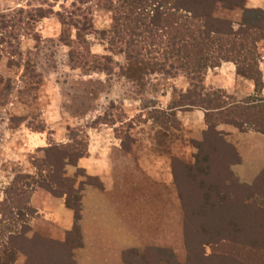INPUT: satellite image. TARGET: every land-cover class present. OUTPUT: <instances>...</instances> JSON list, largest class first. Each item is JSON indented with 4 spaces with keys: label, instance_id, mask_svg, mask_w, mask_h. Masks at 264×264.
Listing matches in <instances>:
<instances>
[{
    "label": "trees",
    "instance_id": "obj_1",
    "mask_svg": "<svg viewBox=\"0 0 264 264\" xmlns=\"http://www.w3.org/2000/svg\"><path fill=\"white\" fill-rule=\"evenodd\" d=\"M93 1L98 8L113 13V21L109 29L94 30L91 16L85 13L82 7L66 13L57 12L61 23L59 39L68 46V64L74 69L96 68L112 71L109 69L112 61L110 55H97L90 50L88 35L97 34L107 42V49L110 52L124 56L126 62L124 73L137 85L142 75L184 77L188 85L179 93L178 100L169 105V110H155L154 113L157 115L152 116V120L164 132L169 129L177 130L179 126L176 118L177 109L204 110L207 129L203 133L202 141H191L198 151L194 155L193 165L187 167L209 171L211 160L209 151H213L218 146L228 154L227 147L232 149V146L226 143L215 129L219 123H230L239 128L252 127L264 133V74L257 60L258 44L264 40L263 10L246 7L247 0ZM217 4L229 10L239 8L243 12H259V16L252 17L248 21L245 19L235 28L229 19L215 15ZM76 14L82 16V19L81 17L75 19ZM44 16L41 9L19 8L10 11L0 9V44L6 45L11 60L13 56L23 53L20 38L32 30V23ZM72 28L75 32L73 38ZM3 50L4 47L0 49V58ZM226 61L234 64L237 74L253 82V94L243 101L230 102L223 91L207 87L204 83L207 69L215 68ZM8 83V81L5 83L6 90L9 88ZM5 89L2 91H6ZM1 96L3 95L0 91ZM99 119L100 117H97V120ZM100 121L107 124L106 120ZM43 128L40 127L37 131ZM79 132L83 135L78 137V141L74 135H71L65 143L48 142L47 146L40 148L42 157H35V160L31 162L36 172L32 174L18 172L3 187V197L0 200V264H15L16 255L20 252L28 258H36L44 253L52 262L51 264H75L71 250L80 244L77 225L80 188L75 187L76 178L78 175L85 176L86 181L91 182V178L78 167L74 176L66 175L65 166L68 164L76 166L78 159L87 154V133L81 130ZM120 139L123 141L122 138ZM124 148L127 149L125 146ZM263 177L264 170L251 185L240 184L227 168L220 180L214 179L207 185L199 178L195 181L198 187H202L203 201L207 202L211 208L209 193H213L220 201L225 194H233L234 189L241 193L244 188L251 190L248 197L243 199V205L257 203L255 195L259 191L255 190L261 185L259 180ZM175 182L185 212V203L181 196L177 175ZM36 187L64 197L65 205L74 211L73 228L66 234L63 241L64 244L71 243L67 258L60 252H53L50 249L41 252L45 243L49 242L48 240L37 235L31 238L25 236L30 230L26 219L36 214V210L29 202L31 192ZM260 195L263 198L260 209H264V195ZM242 211L244 216L242 214L241 218L246 224L238 232L242 242L236 251L227 247V244L233 239L236 245L237 240L232 238V235L229 237V235L219 234L216 239L208 240L207 243L202 242L197 252L193 253L188 236L192 232L191 224L185 225L184 221L187 254L184 261L177 260L169 250L146 247L143 251L135 248L125 250L123 262L124 264H160L161 262L167 264H264V259L258 253L259 248L264 249V211L262 214L257 212L252 216H250V209ZM204 244H209L212 248L209 255L205 254ZM49 260L45 259L43 264H48ZM40 263L41 261L38 262ZM25 264L31 263L26 261Z\"/></svg>",
    "mask_w": 264,
    "mask_h": 264
},
{
    "label": "rangeland",
    "instance_id": "obj_2",
    "mask_svg": "<svg viewBox=\"0 0 264 264\" xmlns=\"http://www.w3.org/2000/svg\"><path fill=\"white\" fill-rule=\"evenodd\" d=\"M78 7H82L85 13L91 16L94 30L109 29L112 25L113 13L98 8L93 0H0V9L5 11L19 8L41 9L45 14L32 23V30L28 34L20 38L22 55H15L11 60L6 45L0 44L1 50L4 47L0 58V91L3 95L0 97V200L3 197V187L16 173L36 172L31 162L35 157H42L40 147L47 146L50 141L65 143L71 135L78 141V137L83 135L79 130L87 133L89 129L112 127L116 137L123 139V145L134 157L144 159L157 156L178 160V157L185 158L186 163L180 159L178 164L179 189L185 203V225L191 224L192 232L188 236L193 253L197 252L202 242L216 239L219 234L229 237L232 235L237 244L235 245L232 239L227 247L238 250L242 242L238 232L246 224L241 218L244 216L242 210L250 209V216L257 212L262 214L264 211L260 209L263 200L260 194L264 195V177L259 180L261 185L255 190L259 191L255 195L257 203L244 206L243 199L248 197L251 190L244 188L241 193L234 189L233 194H225L220 201L213 193H209V201L212 203L209 208L208 203L202 199V187L197 186L195 179L199 178L206 185L214 179L220 180L229 166V154L217 146L208 152V155H211L209 171L189 168L187 166H192L195 159L188 160L190 157L185 151V146L190 143L187 142L178 119V129L165 132L152 120V116L157 115L155 110H169V105L178 100L179 93L188 85L186 79L182 76L168 78L142 75L137 85L124 73V56L110 52L107 42L97 34L88 35L90 50L97 55H110L112 61L109 69L112 71L71 68L67 57L68 46L59 39L61 23L57 12L66 13ZM250 8L264 11L263 4L261 8ZM215 15L229 19L236 28L245 19L248 21L252 17L257 18L259 12H243L239 8L229 10L217 4ZM80 17L82 19L79 14L74 16L75 19ZM74 33L72 28V38ZM257 54L259 68L264 74V40L259 42ZM217 74V71L214 72V75ZM235 75L238 77L236 85L225 88V84L219 80V84L224 88H217L223 91L230 102L243 101L253 94V82L236 71ZM7 81L8 90L5 89ZM27 86L30 88H26ZM229 88L231 90L227 92L226 89ZM3 89L6 91H2ZM97 117L100 119L97 120ZM101 119L106 120L107 124L100 123ZM40 127H44L43 130L37 131ZM35 134L40 141L33 138ZM61 139L64 142H61ZM40 143L44 145L34 147ZM197 151L196 149V153ZM29 220L30 218L26 219ZM34 235L42 237L38 234L25 236L31 238ZM44 239L49 242L45 243L41 252L50 249L67 258L71 243ZM203 247L205 254L212 252L209 244H204ZM259 249L258 253L264 259V249ZM186 255L185 252L177 260L184 261ZM16 256L22 264L26 261L31 264L41 261L40 264H43L45 259L49 260L44 253L36 258H28L21 252ZM51 263L49 260L48 264Z\"/></svg>",
    "mask_w": 264,
    "mask_h": 264
},
{
    "label": "crops",
    "instance_id": "obj_3",
    "mask_svg": "<svg viewBox=\"0 0 264 264\" xmlns=\"http://www.w3.org/2000/svg\"><path fill=\"white\" fill-rule=\"evenodd\" d=\"M262 4L264 0H247L246 7L261 8ZM216 71L218 74L214 75ZM219 80L225 88L238 83L232 62H222L208 70L204 83L207 87L221 88ZM176 118L190 143L185 146L188 160L193 161L196 148L192 142L202 141L207 129L205 112L199 108H181L176 110ZM215 129L232 146L227 149L228 169L233 178L240 184L251 185L264 170V133L230 123H219ZM36 135L33 138L40 141ZM87 135V154L78 159L76 166H65L67 176H74L78 167L91 178V182L85 176L76 178L75 187L80 188L77 220L80 244L71 250L74 263L124 264L125 250L143 251L146 247L169 250L176 259L182 257L184 210L175 179L179 160L186 163L185 158L134 157L112 127L89 129ZM29 202L36 214L28 221L30 230L26 235L64 241L75 222L74 211L65 205L64 197L36 187ZM15 262L22 264L17 256Z\"/></svg>",
    "mask_w": 264,
    "mask_h": 264
}]
</instances>
